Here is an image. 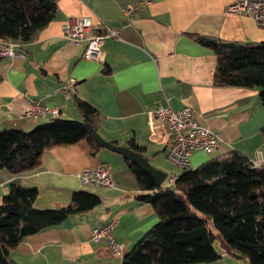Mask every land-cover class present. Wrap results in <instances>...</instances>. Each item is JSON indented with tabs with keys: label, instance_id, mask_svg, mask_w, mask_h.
I'll use <instances>...</instances> for the list:
<instances>
[{
	"label": "crops",
	"instance_id": "crops-1",
	"mask_svg": "<svg viewBox=\"0 0 264 264\" xmlns=\"http://www.w3.org/2000/svg\"><path fill=\"white\" fill-rule=\"evenodd\" d=\"M144 1L57 0L54 18L32 40L17 44L16 56L0 59V130L29 131L54 118L80 120L74 104L80 99L100 113L97 133L103 139L145 146L143 157L161 170L165 161L172 164L166 158L167 140L151 136L147 112L168 103L174 110L189 107L199 124L220 138L216 150L191 153L190 169L232 151L254 165L264 164V106L258 91L214 83L216 56L197 40L262 42L264 29L249 16L227 11L236 0ZM70 17H90L92 33H100L104 25L116 28L118 38H106L97 58L85 60V44L77 47L62 36ZM64 85L70 87L66 95L60 91ZM32 100L56 107L58 115L25 119ZM99 165L108 168L114 185H82L77 175ZM176 168L169 179L182 172ZM11 183L35 187L38 208L65 206L77 191L101 199L94 209L27 236L10 254L17 264H121L157 222L152 207L140 200L145 192L124 158L103 147L93 153L86 141L46 149L40 165L30 172L0 170V203ZM111 220H116L112 236L122 248L121 257L111 255L106 240L91 239L93 228Z\"/></svg>",
	"mask_w": 264,
	"mask_h": 264
},
{
	"label": "trees",
	"instance_id": "trees-1",
	"mask_svg": "<svg viewBox=\"0 0 264 264\" xmlns=\"http://www.w3.org/2000/svg\"><path fill=\"white\" fill-rule=\"evenodd\" d=\"M56 10L57 0H0V41L29 42L54 18ZM197 40L216 56L214 83L256 89L264 106V41L235 42L227 48L211 45L202 37ZM74 104L80 120L54 118L29 131L0 130V170L13 175L30 172L40 165L43 152L55 146L86 141L91 152L101 149L87 127L97 132L100 113L83 100L75 99ZM128 147L142 156L145 152V146L132 141ZM124 161L138 188L145 192L140 200L152 207L157 222L123 256L121 264L216 262L221 255L213 246L212 229L230 254L245 258L248 264H264V164L254 165L232 151L182 170L171 188L157 185L139 166ZM36 197L35 187L16 183L3 196L0 264H17L10 254L27 236L101 204L97 194L86 191L74 192L69 204L58 208H38L34 206Z\"/></svg>",
	"mask_w": 264,
	"mask_h": 264
},
{
	"label": "built area",
	"instance_id": "built-area-1",
	"mask_svg": "<svg viewBox=\"0 0 264 264\" xmlns=\"http://www.w3.org/2000/svg\"><path fill=\"white\" fill-rule=\"evenodd\" d=\"M147 2V0L144 1V3ZM134 9V7L126 9L124 13L129 15ZM227 11L249 16L254 19L260 29H264V0H236L228 5ZM92 25L90 17H70L62 26L64 39L71 41L77 47L85 44L81 55L85 60L97 58L106 38H118V29L104 25L101 33H92ZM16 45L13 42L0 41V58L16 56ZM69 88L68 85H64L60 87V91L66 95ZM48 113L57 116L59 110L32 100L29 101V107L23 116L29 121H37ZM147 114L151 136L167 140L166 158L182 170L190 169L189 156L193 151L212 152L220 145L219 136L209 128L200 125L187 106L174 110L168 103L166 105L158 103ZM77 177L82 185L94 184L102 187L114 185L105 165L83 169ZM172 180L169 179V182L171 183ZM115 224L116 220H111L105 225L93 228L91 239L95 243L106 240L111 255L120 256L122 248L115 243L112 236Z\"/></svg>",
	"mask_w": 264,
	"mask_h": 264
},
{
	"label": "water",
	"instance_id": "water-1",
	"mask_svg": "<svg viewBox=\"0 0 264 264\" xmlns=\"http://www.w3.org/2000/svg\"><path fill=\"white\" fill-rule=\"evenodd\" d=\"M204 40L211 45H220V46L227 47V48H231L234 46L233 42H222V41H218V40L213 39V38H204ZM87 127H88L89 131L91 132L94 140L101 147H103V148H105L111 152L117 153L122 158H124L125 160H128V161L136 164L145 173L150 175L154 179V181L156 182L157 185H159V186L161 185V183L163 182V180L166 177V174L164 172H162L161 170L154 168L148 162V160L145 157H143L140 153L133 151L128 146H120V145L110 143V142L106 141L105 139H103L96 131H94L90 125H88Z\"/></svg>",
	"mask_w": 264,
	"mask_h": 264
},
{
	"label": "rangeland",
	"instance_id": "rangeland-1",
	"mask_svg": "<svg viewBox=\"0 0 264 264\" xmlns=\"http://www.w3.org/2000/svg\"><path fill=\"white\" fill-rule=\"evenodd\" d=\"M152 162V161H151ZM152 166H158L155 165L154 162H152ZM159 168L166 174V178L163 180V186H169L172 188V182H169V178L173 176L174 172L178 170L176 167H174L172 164L169 162L165 161L164 164L160 165ZM176 175H179L176 173ZM210 225V224H209ZM214 233V241H213V246L216 249V251L221 255V258L212 263H207V264H248L247 260L245 258H236L232 254L228 252V247L225 241L222 239V237L218 234V232L214 229H212Z\"/></svg>",
	"mask_w": 264,
	"mask_h": 264
}]
</instances>
